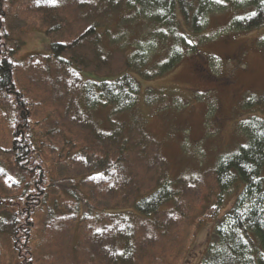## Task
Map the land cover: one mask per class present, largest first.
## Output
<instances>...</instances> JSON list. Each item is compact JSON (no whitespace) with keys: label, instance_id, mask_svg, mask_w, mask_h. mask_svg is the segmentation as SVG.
<instances>
[{"label":"rangeland","instance_id":"1","mask_svg":"<svg viewBox=\"0 0 264 264\" xmlns=\"http://www.w3.org/2000/svg\"><path fill=\"white\" fill-rule=\"evenodd\" d=\"M123 2L0 0L1 53L12 62L27 105L36 147L31 156L46 170L37 186L33 176L25 189L16 177L8 150L18 112L13 96L0 94V216L10 210L25 223L30 264H197L241 191L240 181L220 191L215 163L246 142L243 118L264 120L261 106L246 104L248 95L264 92V26L233 27L230 16L245 7L210 12L192 37L194 51L160 75L135 74L138 99L115 113L86 106L80 87L90 77L133 71L127 59L140 40L148 46L145 34L156 27ZM91 23L96 32L111 30L64 50L66 62L49 52L50 40L67 43ZM53 24L59 27L49 29ZM161 46L145 53L144 67L166 57ZM55 179L75 184L84 199L75 205ZM162 181L175 190L171 198L153 214L136 211L135 198ZM39 187L54 205L47 217ZM17 250L12 237L0 233V264H29L17 262Z\"/></svg>","mask_w":264,"mask_h":264},{"label":"trees","instance_id":"2","mask_svg":"<svg viewBox=\"0 0 264 264\" xmlns=\"http://www.w3.org/2000/svg\"><path fill=\"white\" fill-rule=\"evenodd\" d=\"M123 5L132 10L135 16L149 21L156 27L153 28L155 32L145 34L148 38V46L143 45V40H140V45L132 52L135 55L127 59L126 66L133 71L124 70L114 76L98 80L90 77L83 81L80 87L86 106H108L115 113L130 109L138 99L141 84L135 74L146 77L160 75L173 67L183 53L194 51L196 40L192 37L202 30L206 16L210 12L225 5L241 9L245 7L243 13L230 16L231 25L240 30H252L264 26V0H124ZM58 27V24H53L49 29L56 30ZM107 30L111 29L106 26V30L97 32L104 33ZM97 32L94 24L91 23L67 43L50 40L49 52L59 61L66 62L67 60L62 56L64 50L82 43L86 36ZM104 35L106 33L101 37ZM159 44L165 48L166 57H159L162 60L155 59L152 65L156 70L149 72L147 68L152 65L144 67L147 61L145 53L149 49L157 50ZM145 88L147 98L154 87L150 85ZM0 94L4 97L13 96L18 112L12 132L11 147L8 150L11 154V168L15 171L16 177L23 181L24 189L33 176L36 177L37 186V182L42 180L46 170L39 162H34L33 155L31 156L35 139L31 136L32 130L28 124L27 105L21 91L15 85L12 62L2 55L1 49ZM246 104L249 107L259 105L264 111V92L248 95ZM263 121L259 115H248L243 118L242 122L247 130L246 142L241 143L237 149L220 155L216 160L215 172L220 191L230 190L239 181L241 191L235 196L233 205L217 221L209 235L204 255L197 264H264ZM2 151L0 149V154H3ZM29 158L31 161H28ZM33 171L36 173H32ZM55 182L66 194L73 195L75 205L80 203V198L84 199L82 190L75 184L63 186L59 180L55 179ZM174 192L169 181H162L156 183L149 192L135 198L132 206L141 214L150 215L170 199ZM39 193L41 198L38 201L45 205V216H50L54 211V205L47 201L45 187H39L36 194ZM25 229V223L16 222V215L10 210L1 211L0 233L12 237L18 249L17 254L20 256L17 262L30 264L31 261L26 254L28 231ZM256 243L258 244L255 245Z\"/></svg>","mask_w":264,"mask_h":264},{"label":"snow or ice","instance_id":"3","mask_svg":"<svg viewBox=\"0 0 264 264\" xmlns=\"http://www.w3.org/2000/svg\"><path fill=\"white\" fill-rule=\"evenodd\" d=\"M253 15H255V14L253 13Z\"/></svg>","mask_w":264,"mask_h":264}]
</instances>
